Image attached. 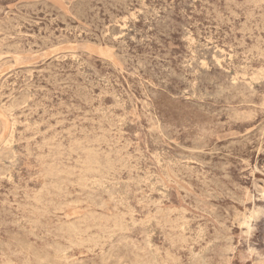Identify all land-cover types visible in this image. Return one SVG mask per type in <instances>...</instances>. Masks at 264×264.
<instances>
[{
	"label": "rangeland",
	"instance_id": "rangeland-1",
	"mask_svg": "<svg viewBox=\"0 0 264 264\" xmlns=\"http://www.w3.org/2000/svg\"><path fill=\"white\" fill-rule=\"evenodd\" d=\"M11 263L264 264V0H0Z\"/></svg>",
	"mask_w": 264,
	"mask_h": 264
},
{
	"label": "bare ground",
	"instance_id": "bare-ground-1",
	"mask_svg": "<svg viewBox=\"0 0 264 264\" xmlns=\"http://www.w3.org/2000/svg\"><path fill=\"white\" fill-rule=\"evenodd\" d=\"M263 75V74H262ZM253 78V77H252ZM258 79V78H257ZM256 82V81H255ZM251 83V82H250ZM235 85V84H234ZM202 99V98H201ZM87 103V102H86ZM144 103V102H143ZM10 104H12V103H10ZM18 104V103H17ZM151 104V103H150ZM8 106V105H7ZM21 107V106H20ZM14 108V107H13ZM24 110V109H23ZM21 112V111H20ZM244 113V112H243ZM10 114V113H9ZM24 114V113H23ZM149 114V113H148ZM239 114V113H238ZM15 115V114H14ZM244 115V114H243ZM250 115V114H249ZM108 117V116H107ZM152 117V116H151ZM110 118V117H109ZM12 119H14V117L12 118ZM101 119V118H100ZM103 120V119H102ZM150 120V119H149ZM153 120V119H152ZM15 121V120H14ZM112 124V123H111ZM18 125V124H17ZM115 125V124H114ZM13 126V125H12ZM28 126V125H27ZM30 126V125H29ZM157 126V125H156ZM14 127V126H13ZM39 127V126H38ZM153 127V126H152ZM35 128H36V126H35ZM105 130V129H104ZM83 133V132H82ZM92 133V132H91ZM56 134V133H55ZM110 134V133H109ZM52 136V135H51ZM59 137V136H58ZM101 137H103V136H101ZM14 138V137H13ZM116 138V137H115ZM25 139V138H24ZM79 142V141H78ZM111 142V141H110ZM61 143V142H60ZM81 143V142H80ZM79 143V144H80ZM89 143V142H88ZM98 143V142H97ZM105 143V142H104ZM87 144V143H86ZM116 144V143H115ZM119 144V143H118ZM72 145V144H71ZM70 145V146H71ZM77 145V144H76ZM108 145V144H107ZM49 146V145H48ZM81 146V145H80ZM7 148V147H6ZM38 148V147H37ZM54 148V147H53ZM56 148V147H55ZM60 148V147H59ZM36 149V148H35ZM40 149V148H39ZM71 150V149H70ZM94 150V149H93ZM92 150V151H93ZM99 150V149H98ZM97 150V151H98ZM64 151H65V149H64ZM81 151V150H80ZM95 152V151H94ZM72 153H74V152H72ZM81 153V152H80ZM99 153V152H98ZM97 153V154H98ZM138 153V152H137ZM96 154V155H97ZM110 154V153H109ZM82 155V154H81ZM93 155V154H92ZM59 156H61V155H59ZM108 156V155H107ZM126 156V155H125ZM98 157V156H97ZM127 157V156H126ZM167 158V157H166ZM94 159V158H93ZM90 160H92V159H90ZM97 160V159H96ZM133 160V159H132ZM102 161V160H101ZM126 161V160H125ZM97 162H99V161H97ZM84 163V162H83ZM92 163V162H91ZM55 164V163H54ZM53 164V165H54ZM94 164V163H93ZM92 164V165H93ZM106 164H108V163H106ZM119 164V163H118ZM117 164V165H118ZM52 165V164H51ZM56 165V164H55ZM96 165V164H95ZM109 165V164H108ZM55 169V168H54ZM83 170V169H82ZM93 170V169H92ZM58 171V170H57ZM88 171V170H87ZM106 171V170H105ZM53 172V171H52ZM56 172V171H55ZM78 172H81V171H78ZM93 172V171H92ZM95 172V171H94ZM47 173V172H46ZM93 174V173H92ZM108 174V173H107ZM59 175V174H58ZM82 175V174H81ZM83 175H85V174H83ZM99 175H100V173H99ZM73 176V175H72ZM88 178V177H87ZM64 179V178H63ZM84 179V178H83ZM102 179V178H101ZM103 181V180H102ZM118 181V180H117ZM100 182H101V180H100ZM73 183V182H72ZM87 183V182H86ZM71 184V183H70ZM100 184V183H99ZM56 185V184H55ZM93 185V184H92ZM72 186V185H71ZM79 186V185H78ZM83 186V185H82ZM86 186V185H85ZM58 187V186H57ZM94 187V186H93ZM59 188V187H58ZM61 189V188H60ZM59 189V190H60ZM63 189V188H62ZM92 189V188H91ZM58 190V191H59ZM68 191V190H67ZM50 192V191H49ZM93 192V191H92ZM96 192V191H95ZM47 193H48V191H47ZM64 193V192H63ZM41 194V193H40ZM51 194V193H50ZM72 194V193H71ZM89 194V193H88ZM96 194V193H95ZM57 195V194H56ZM63 197V196H62ZM65 197H66V195H65ZM68 197V196H67ZM66 197V198H67ZM109 197V196H108ZM39 198V197H38ZM87 198V197H86ZM121 198V197H120ZM36 200V199H35ZM43 200V199H42ZM69 200V199H68ZM88 201V200H87ZM95 201V200H94ZM86 202V201H85ZM54 203V202H53ZM96 204V203H95ZM99 204V203H98ZM128 204V203H127ZM101 205H103V204H101ZM53 206V205H52ZM93 206V205H92ZM106 206V205H105ZM103 207V206H102ZM35 208V207H34ZM34 208H32V209H34ZM37 208V207H36ZM132 211V210H131ZM160 211V210H159ZM38 212V211H37ZM122 213H123V211H122ZM158 214V213H157ZM124 216V215H123ZM132 217V216H131ZM165 218V217H164ZM131 219V218H130ZM134 219V218H133ZM179 219V218H178ZM94 220H95V218H94ZM156 220V219H155ZM92 221V220H91ZM123 221V220H122ZM134 221V220H133ZM159 221V220H158ZM183 221V220H182ZM95 222V221H94ZM118 222V221H117ZM173 222V221H172ZM113 223H115V222H113ZM127 223V222H126ZM134 223V222H133ZM146 223H148V221L146 222ZM180 223V222H179ZM116 224H118V223H116ZM120 224V223H119ZM118 224V225H119ZM187 224V223H186ZM86 225V224H85ZM127 225V224H126ZM176 225V224H175ZM69 226H71V225H69ZM120 226V225H119ZM137 226V225H136ZM139 226V225H138ZM117 227V226H116ZM127 227V226H126ZM171 227V226H170ZM175 227V226H174ZM181 227V226H180ZM197 227V226H196ZM69 229V228H68ZM81 229V228H80ZM114 229V228H113ZM120 229V228H119ZM128 229V228H127ZM123 230V229H122ZM150 230V229H149ZM175 230V229H174ZM143 231V230H142ZM69 232V231H68ZM72 232H73V230H72ZM77 232H79V231H77ZM144 232V231H143ZM203 233V232H202ZM67 234H69V233H67ZM109 234H111V233H109ZM119 234V233H118ZM122 234V233H121ZM71 235V234H70ZM83 235V234H82ZM94 235V234H93ZM115 234H113V236H114ZM90 236V235H89ZM193 236V235H192ZM178 237H180V236H178ZM189 237V236H188ZM64 238V237H63ZM183 238V237H182ZM116 239V238H115ZM176 239V238H175ZM200 239V238H199ZM66 240V239H65ZM80 240V239H79ZM93 240V239H92ZM98 240V239H97ZM125 240V239H124ZM150 240V239H149ZM180 240V239H179ZM45 241V240H44ZM43 241V242H44ZM82 241V240H81ZM100 241V240H99ZM132 242V241H131ZM186 242V241H185ZM199 242V241H198ZM51 243H53V242H51ZM70 243V242H69ZM90 243V242H89ZM88 243V244H89ZM95 243V242H94ZM142 243V242H141ZM207 243V242H206ZM127 244V243H126ZM187 244V243H186ZM53 245V244H52ZM74 246V245H73ZM77 246V245H76ZM139 246V245H138ZM223 246V245H222ZM120 247V246H119ZM146 247V246H145ZM227 247H228V245H227ZM51 248V247H50ZM90 248V247H89ZM116 248V247H115ZM33 249V248H32ZM37 249V248H36ZM66 249V248H65ZM231 249V248H230ZM234 249V248H233ZM119 250V249H118ZM137 250V249H136ZM166 250V249H165ZM31 251V250H30ZM58 251V250H57ZM60 251V250H59ZM124 251V250H123ZM143 251V250H142ZM232 251V250H231ZM54 252V251H53ZM61 252V251H60ZM199 253V252H198ZM169 254V253H168ZM211 254V253H210ZM231 254H233V253H231ZM23 255V254H22ZM134 255V254H133ZM161 255V254H160ZM41 257V256H40ZM60 257V256H59ZM135 257V256H134ZM172 257V256H171ZM69 258V257H68ZM121 258V257H120ZM221 258V257H220ZM223 258V257H222ZM43 259V258H42ZM50 259V258H49ZM125 259V258H124ZM139 259V258H138ZM145 259V258H144ZM152 259V258H151ZM201 259V258H200ZM229 259V258H228ZM46 260H48V259H46ZM58 260H60L59 258H58ZM176 260H178V259H176ZM7 261H9V260H7ZM25 261H26V259H25ZM57 261V260H56ZM83 261V260H82ZM128 261V260H127ZM22 262H24V261H22ZM45 262V261H44ZM53 262H54V260H53ZM69 262V261H68ZM75 262V261H74ZM93 262V261H92ZM142 262V261H141ZM168 262V261H167ZM60 263V262H59ZM76 263V262H75ZM195 263V262H194ZM12 264V263H11ZM24 264V263H23ZM124 264V263H123ZM137 264V263H136Z\"/></svg>",
	"mask_w": 264,
	"mask_h": 264
}]
</instances>
